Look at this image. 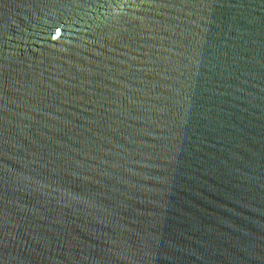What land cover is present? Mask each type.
<instances>
[{
  "label": "water",
  "instance_id": "95a60500",
  "mask_svg": "<svg viewBox=\"0 0 264 264\" xmlns=\"http://www.w3.org/2000/svg\"><path fill=\"white\" fill-rule=\"evenodd\" d=\"M0 264H264V0H0Z\"/></svg>",
  "mask_w": 264,
  "mask_h": 264
}]
</instances>
